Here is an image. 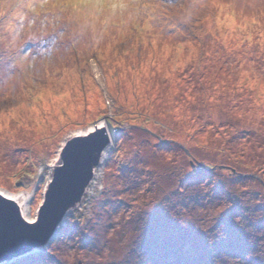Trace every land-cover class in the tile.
I'll use <instances>...</instances> for the list:
<instances>
[{
	"label": "rangeland",
	"instance_id": "obj_1",
	"mask_svg": "<svg viewBox=\"0 0 264 264\" xmlns=\"http://www.w3.org/2000/svg\"><path fill=\"white\" fill-rule=\"evenodd\" d=\"M29 2L0 0L1 191L32 219L66 140L112 144L49 245L5 264H264V0L6 10Z\"/></svg>",
	"mask_w": 264,
	"mask_h": 264
},
{
	"label": "water",
	"instance_id": "obj_2",
	"mask_svg": "<svg viewBox=\"0 0 264 264\" xmlns=\"http://www.w3.org/2000/svg\"><path fill=\"white\" fill-rule=\"evenodd\" d=\"M104 128H89L61 146L32 219L26 217L20 199L0 190V264L46 248L66 218L88 200L96 171L112 144Z\"/></svg>",
	"mask_w": 264,
	"mask_h": 264
},
{
	"label": "snow or ice",
	"instance_id": "obj_3",
	"mask_svg": "<svg viewBox=\"0 0 264 264\" xmlns=\"http://www.w3.org/2000/svg\"><path fill=\"white\" fill-rule=\"evenodd\" d=\"M51 3V0H42L41 3L34 6L33 3H26L30 9H34L35 7H44L48 6ZM135 3V0H56V7L67 6L68 8H77V9H85V8H95L99 9H109L111 11H115L118 9H125ZM190 179H195V169L192 170V176Z\"/></svg>",
	"mask_w": 264,
	"mask_h": 264
},
{
	"label": "bare ground",
	"instance_id": "obj_4",
	"mask_svg": "<svg viewBox=\"0 0 264 264\" xmlns=\"http://www.w3.org/2000/svg\"><path fill=\"white\" fill-rule=\"evenodd\" d=\"M101 125V124H100ZM93 128V127H92ZM91 129V128H90ZM108 154V153H107ZM105 155V154H104ZM105 159V158H104ZM100 174V173H99ZM100 176V175H99ZM98 185V184H96ZM1 190V189H0ZM4 193L7 195V196H10L12 198H17V199H20L21 200V205H22V209H23V212H25V215L26 217L29 215L30 213V200L29 197L30 195L29 194H25L23 192H19V193H10V192H5ZM91 195V194H90ZM30 219V218H29Z\"/></svg>",
	"mask_w": 264,
	"mask_h": 264
},
{
	"label": "clouds",
	"instance_id": "obj_5",
	"mask_svg": "<svg viewBox=\"0 0 264 264\" xmlns=\"http://www.w3.org/2000/svg\"><path fill=\"white\" fill-rule=\"evenodd\" d=\"M7 7H14V8H17V9H28V12L29 13H38L42 8H45V7H48V6H44V7H35L34 9H30L26 3H21V4H18V5H9V6H6V10H7ZM14 15L16 16H20V13L19 11H16L13 13Z\"/></svg>",
	"mask_w": 264,
	"mask_h": 264
},
{
	"label": "trees",
	"instance_id": "obj_6",
	"mask_svg": "<svg viewBox=\"0 0 264 264\" xmlns=\"http://www.w3.org/2000/svg\"><path fill=\"white\" fill-rule=\"evenodd\" d=\"M205 169H207V167H204V169L203 170H205ZM208 170V169H207ZM230 170H232V169H230ZM84 237H86V240H88V237H91L90 235H89V233L87 234V235H85Z\"/></svg>",
	"mask_w": 264,
	"mask_h": 264
}]
</instances>
